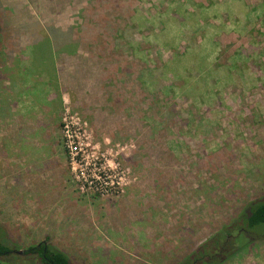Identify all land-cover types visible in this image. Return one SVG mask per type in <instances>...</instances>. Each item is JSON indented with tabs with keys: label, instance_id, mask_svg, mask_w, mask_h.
Instances as JSON below:
<instances>
[{
	"label": "rangeland",
	"instance_id": "1",
	"mask_svg": "<svg viewBox=\"0 0 264 264\" xmlns=\"http://www.w3.org/2000/svg\"><path fill=\"white\" fill-rule=\"evenodd\" d=\"M54 29L76 57L59 122L67 192L53 183L40 198L26 184L3 196L0 244L47 241L72 264L198 261L264 200V0L0 4V46L13 32L20 46H51L40 32ZM100 171H118L121 191L81 190V173ZM0 264L40 261L7 253ZM220 264H264V241Z\"/></svg>",
	"mask_w": 264,
	"mask_h": 264
},
{
	"label": "crops",
	"instance_id": "2",
	"mask_svg": "<svg viewBox=\"0 0 264 264\" xmlns=\"http://www.w3.org/2000/svg\"><path fill=\"white\" fill-rule=\"evenodd\" d=\"M26 1L0 4L17 11ZM40 33L51 46H20L13 40L17 32L3 34L12 40L0 46V206L5 195L22 197L26 184L40 198L55 195L53 183L67 192L59 122L64 94L73 90L72 76L65 78L64 72L72 73L76 57L72 46L58 40L68 37L67 31Z\"/></svg>",
	"mask_w": 264,
	"mask_h": 264
},
{
	"label": "trees",
	"instance_id": "3",
	"mask_svg": "<svg viewBox=\"0 0 264 264\" xmlns=\"http://www.w3.org/2000/svg\"><path fill=\"white\" fill-rule=\"evenodd\" d=\"M228 237L232 240L227 239ZM262 241H264V200H259L251 203L236 220L223 227L200 246L195 253V258L201 255L199 250L205 248V254L200 256V259L197 258L198 261L203 260L202 257L206 255L212 257V264H220L226 259L238 257L248 247ZM228 248L232 250L229 252ZM45 249L44 252L42 245L39 250L35 246L30 248L27 254H37L42 264H72L64 253L52 245H48ZM7 251V248L0 244V256L7 255ZM220 252L222 254L218 255ZM219 258H223L222 262L219 261Z\"/></svg>",
	"mask_w": 264,
	"mask_h": 264
},
{
	"label": "built area",
	"instance_id": "4",
	"mask_svg": "<svg viewBox=\"0 0 264 264\" xmlns=\"http://www.w3.org/2000/svg\"><path fill=\"white\" fill-rule=\"evenodd\" d=\"M67 128V126H65ZM67 132V131H66ZM100 171L97 173L96 177L91 181L84 178V174L81 173V177L85 182V185L81 186V190H84V187L96 191L102 196L111 195L113 193H118L121 191L122 185L120 183L122 177H119L117 172L110 171ZM124 176V175H123Z\"/></svg>",
	"mask_w": 264,
	"mask_h": 264
},
{
	"label": "flooded vegetation",
	"instance_id": "5",
	"mask_svg": "<svg viewBox=\"0 0 264 264\" xmlns=\"http://www.w3.org/2000/svg\"><path fill=\"white\" fill-rule=\"evenodd\" d=\"M227 239H230V238L228 237ZM230 240H232V239H230ZM41 245L44 247V250L43 251L45 252V250H46L45 248L48 246L47 242L46 241H43L41 244L36 245V248L39 250L41 248ZM231 250H232L231 248H228V251L229 252ZM27 251L28 250L22 251L23 253L20 256H23V257H26V256L34 257L35 259L38 258L39 261H40V258H39V256L37 254H34V255L33 254H27ZM17 252L18 251H12V250H8L7 251L8 254H11L12 253V254L18 255ZM221 254H222V252L218 253V255H221ZM202 258H204V259L201 260V262L200 261H195L194 264H199V262H200V264H212V262H211L212 257L205 255V257H202ZM222 259L223 258H219V261L222 262ZM206 260H208V261H206ZM40 264H42V263L40 262Z\"/></svg>",
	"mask_w": 264,
	"mask_h": 264
},
{
	"label": "water",
	"instance_id": "6",
	"mask_svg": "<svg viewBox=\"0 0 264 264\" xmlns=\"http://www.w3.org/2000/svg\"><path fill=\"white\" fill-rule=\"evenodd\" d=\"M22 253H23L22 251H18V252H17L18 255H21Z\"/></svg>",
	"mask_w": 264,
	"mask_h": 264
}]
</instances>
